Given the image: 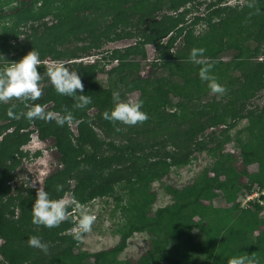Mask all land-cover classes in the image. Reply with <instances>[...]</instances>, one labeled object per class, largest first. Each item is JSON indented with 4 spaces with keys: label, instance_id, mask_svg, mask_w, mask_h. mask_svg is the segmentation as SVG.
I'll list each match as a JSON object with an SVG mask.
<instances>
[{
    "label": "trees",
    "instance_id": "1",
    "mask_svg": "<svg viewBox=\"0 0 264 264\" xmlns=\"http://www.w3.org/2000/svg\"><path fill=\"white\" fill-rule=\"evenodd\" d=\"M201 6V15L188 18ZM125 39L134 44L104 50ZM148 45L156 57L143 77L139 59L146 60ZM33 48L41 59V96L0 103V264H228L239 252L253 264H264V204L242 205L232 198L256 192L264 202L259 179L264 174V106L255 105L264 88V0H0V54L15 62ZM193 48L205 50L211 74L226 89L223 94L211 93L199 78L201 65L189 59ZM227 51L234 55L224 61ZM47 58L79 71L89 105L77 108L74 97L55 91ZM110 60L116 65L107 70ZM7 61L0 59V70ZM160 68L166 73L158 75ZM99 75L106 76V86ZM124 84L138 93L146 121L129 126L104 118L113 107V89ZM34 104L44 105L46 112L70 111L73 120L60 126L55 117L24 118L21 114ZM251 118L254 129L248 130L254 131L235 139L237 155L224 150V141L214 143L215 133H206L228 119L220 132L226 136L234 121ZM33 132L52 138L60 153L61 170L43 184L50 198L69 194L85 204L110 195L121 183L143 191L142 199L131 203L129 225L118 243L92 253L91 263L81 258L79 231L70 217L53 228L32 222L36 189L14 180L28 156L22 146ZM206 149L210 163L188 185L166 187L172 202L152 211L150 182ZM136 233H147L150 247L137 259L120 261L118 255ZM33 235L47 242L46 253L26 243Z\"/></svg>",
    "mask_w": 264,
    "mask_h": 264
},
{
    "label": "rangeland",
    "instance_id": "2",
    "mask_svg": "<svg viewBox=\"0 0 264 264\" xmlns=\"http://www.w3.org/2000/svg\"><path fill=\"white\" fill-rule=\"evenodd\" d=\"M243 0H230V4L242 3ZM204 11L203 6L199 7L194 14L189 15L188 18H194L201 15ZM173 14V12H167ZM190 21V20H189ZM203 27H198L197 30H202ZM134 44V40L125 39L116 42H110L104 46V50L124 49ZM181 45V39H179L174 46V49L179 48ZM145 51L147 53L146 60L139 59V71L141 76L146 77L150 71L152 63L156 57V53L153 46H146ZM234 55L233 51H227L222 55V60H230ZM264 55V52H263ZM91 59V58H89ZM264 60V58H263ZM53 61L47 58L44 64L49 66ZM105 63V62H103ZM111 63V64H110ZM116 65V61H109L105 68L109 70ZM158 75L165 74L166 71L163 68L158 69ZM264 77V75H263ZM99 82L106 86V76L99 75ZM115 93L125 94L127 100L136 101L138 93L132 91L128 84L118 85L113 89ZM260 95L255 99V105L264 106V88L260 91ZM91 111H89V114ZM229 120L225 119L222 124L217 128L208 129L206 133H215L216 138H211L214 143L216 141H224V150L234 152L237 155L235 146H237L235 139L240 137L244 140L252 131L248 129H254L255 121L251 119H238L233 122L232 127L227 130V134L221 135L220 132L228 125ZM75 124L69 123V128L75 132ZM209 139V138H208ZM210 145V143H208ZM23 152H26L28 156L23 158L20 165L16 169V182L19 184L24 183L27 187L37 189L43 187V184L48 178H51L57 170H61L59 163L60 153L53 147L52 138L39 139L34 133L31 136L27 145L22 148ZM210 163V152L206 149L203 152H195L194 156L183 166L172 167L169 173L162 177L159 181L152 180L149 184V191L152 196V211L157 207L168 205L172 202L170 196L167 194L166 187H182L191 183L194 178L200 173V171ZM253 168L249 169L252 170ZM259 179L264 182V174L259 176ZM12 185V184H11ZM110 195H104L88 201L85 204H80L83 207L77 208L73 204L68 206L69 212L75 216H68L67 219L76 222V232L81 211L87 212L95 217V220L91 226V230L79 234L78 249L81 258L86 262H92L91 254L100 250H105L115 246L120 240L122 234L125 232L129 225L130 213L129 209L131 203L134 201V197L142 199L143 191L137 192V187L131 186V184L121 183L120 185H114ZM264 194V193H263ZM67 201H72L69 194L63 197ZM236 201H241L242 205L248 201L257 202L259 205H263L264 202L258 200V195L255 193L232 196ZM248 199V200H247ZM17 217V216H15ZM70 217V218H69ZM77 219V220H76ZM151 241L147 233H136L128 240L126 249L118 255L120 261H131L137 259L144 251L150 247ZM238 255H244L243 252H239ZM1 259V256H0Z\"/></svg>",
    "mask_w": 264,
    "mask_h": 264
},
{
    "label": "clouds",
    "instance_id": "3",
    "mask_svg": "<svg viewBox=\"0 0 264 264\" xmlns=\"http://www.w3.org/2000/svg\"><path fill=\"white\" fill-rule=\"evenodd\" d=\"M204 51L203 48H193L189 59L194 64L201 65L198 72L199 78L208 82L211 93L223 94L226 89L211 74L213 65L207 63V58L203 55ZM0 59L7 61L2 54H0ZM40 64V54L34 48L18 61H7V67L0 70V103H7L12 99L34 101L39 98L42 94L39 86L41 73L38 66ZM47 76L58 94L74 97L77 100V108H84L91 103V97L83 94V84L79 71L70 69L63 61H53L47 68ZM78 91L80 94H77ZM142 104V101L121 100L119 93H113V107L111 110H106L103 116L112 122H120L129 126L136 125L148 119V114L142 110ZM8 115L14 116L11 108L8 110ZM21 115L28 120L40 119L45 121L55 117L57 125L60 126L73 120L70 111L64 114L46 112L45 106L41 104L29 106L27 111ZM254 193L259 195V193ZM70 203L77 208L83 207L74 198L72 201H67L63 197L52 199L48 191L43 187H38L36 198L31 207L32 222L46 228L56 227L67 218ZM94 220L93 215L81 211L77 225L79 229L77 238L81 232L86 233L91 230ZM26 243L30 247L38 248L45 253L48 251L47 242H44L40 236H30ZM228 264H253V261L247 254L234 255L229 259Z\"/></svg>",
    "mask_w": 264,
    "mask_h": 264
},
{
    "label": "flooded vegetation",
    "instance_id": "4",
    "mask_svg": "<svg viewBox=\"0 0 264 264\" xmlns=\"http://www.w3.org/2000/svg\"><path fill=\"white\" fill-rule=\"evenodd\" d=\"M32 128H33V126L30 127V129H32ZM34 133L37 135L36 132L31 133V134H30V139H31L32 134H34ZM37 137H38V135H37ZM38 138H39V137H38ZM30 139H29V141H30ZM39 139H40V138H39ZM29 141H28V142H29ZM27 144H28V143H27ZM27 144H25V145H27ZM25 145H23L22 148H23ZM15 180H16V179H15ZM17 183H18V182H17ZM18 184H19V183H18ZM23 184H24V183H23ZM12 185H14V183H13ZM24 185L26 186V184H24ZM43 188H44V186H43Z\"/></svg>",
    "mask_w": 264,
    "mask_h": 264
},
{
    "label": "built area",
    "instance_id": "5",
    "mask_svg": "<svg viewBox=\"0 0 264 264\" xmlns=\"http://www.w3.org/2000/svg\"><path fill=\"white\" fill-rule=\"evenodd\" d=\"M248 200V199H247Z\"/></svg>",
    "mask_w": 264,
    "mask_h": 264
}]
</instances>
